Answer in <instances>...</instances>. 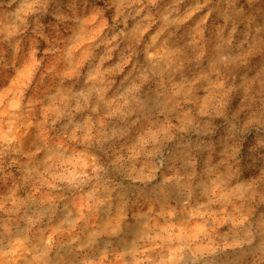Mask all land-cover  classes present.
<instances>
[{
	"label": "clouds",
	"instance_id": "clouds-1",
	"mask_svg": "<svg viewBox=\"0 0 264 264\" xmlns=\"http://www.w3.org/2000/svg\"><path fill=\"white\" fill-rule=\"evenodd\" d=\"M0 264H264V0H0Z\"/></svg>",
	"mask_w": 264,
	"mask_h": 264
}]
</instances>
